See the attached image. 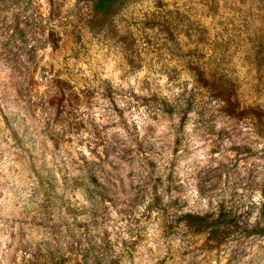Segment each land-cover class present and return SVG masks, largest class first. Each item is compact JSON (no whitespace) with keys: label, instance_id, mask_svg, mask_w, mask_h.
I'll use <instances>...</instances> for the list:
<instances>
[{"label":"clouds","instance_id":"9594fccd","mask_svg":"<svg viewBox=\"0 0 264 264\" xmlns=\"http://www.w3.org/2000/svg\"><path fill=\"white\" fill-rule=\"evenodd\" d=\"M136 7L103 32L84 0H32L23 37L0 24V264H55L72 244L84 264H264V124L223 115L204 87L216 57L187 54L188 0ZM215 19L233 51L264 40V0H223ZM112 27L139 49L105 39ZM101 141L106 157L85 156ZM46 208L55 236L32 227Z\"/></svg>","mask_w":264,"mask_h":264},{"label":"rangeland","instance_id":"374dc122","mask_svg":"<svg viewBox=\"0 0 264 264\" xmlns=\"http://www.w3.org/2000/svg\"><path fill=\"white\" fill-rule=\"evenodd\" d=\"M18 1L14 4L8 0H0V24L11 19L12 24L9 27H14L20 36L23 37L25 33L20 29V23L23 22V17L28 12L32 0ZM146 2L147 0H112L104 11H96L92 0H84V3L90 7L92 13L89 23L97 32L104 31L105 25L110 23L111 17L117 10H123L127 6L136 11V6ZM188 2L193 5V11L197 12L198 20L183 14H178V17H182V22L183 20H191L189 29H195V32L199 33V35L196 41H192L193 33L191 31L183 33V37L188 40L189 44L193 45L189 48L187 54L192 55L195 53L201 58L209 59L213 55L216 57L213 60L215 67L205 69L206 74L202 77L204 87H211L214 95L224 100L223 115H235L241 121L253 117L258 123L264 124V105L257 102L259 99V86L264 84V40H257L255 43L250 42L251 47L249 49L237 48L233 51V46L225 42L217 31L219 22L215 18L219 15L223 0H188ZM159 6L162 7L163 4L161 3ZM198 6H203L205 11L198 12ZM18 12L22 13L16 18ZM145 28L148 30L159 28L161 34L166 36L170 44L179 43L172 25L167 20L146 19ZM117 35L115 28L112 27L105 35V39H115V45H120L126 50L134 47L139 49L137 40L131 34L120 36L116 39ZM61 39L62 37H58L56 34L49 38L53 51L59 49V41ZM143 44L151 48L153 46L152 37L144 38ZM128 63L133 64L134 61L129 59ZM114 67L115 65L112 62L107 64L108 71H111ZM213 73L215 74L214 78ZM237 73L239 74L237 75ZM115 76L116 83L113 85V89L121 83L119 71L115 73ZM253 97L256 98L254 99ZM101 99H104V97H101ZM69 139H66L65 143H68ZM108 148H111V145L106 147L104 142L101 141L96 149L91 153L86 152L85 156L99 155L100 157H106ZM248 151L252 153V155L248 156V160H252L256 154L252 149H248ZM238 162L242 164L246 161L245 159H240ZM53 219L54 216L51 209L46 208L42 211L40 218L32 222V227L37 234L45 232L55 236L59 231V225L52 223ZM69 219H71V215H69ZM78 248V244H72L68 248L67 254L60 256L55 264H84L85 257L79 253ZM210 251L215 252L216 249L212 248ZM183 255H187V253Z\"/></svg>","mask_w":264,"mask_h":264},{"label":"trees","instance_id":"16d2710c","mask_svg":"<svg viewBox=\"0 0 264 264\" xmlns=\"http://www.w3.org/2000/svg\"><path fill=\"white\" fill-rule=\"evenodd\" d=\"M8 1L14 4L19 2L18 0H8ZM92 1H93L96 11H99V10L104 11L112 0H92ZM21 13L22 12H18L16 18L19 17ZM54 35L55 34L53 32H50L49 38L53 37Z\"/></svg>","mask_w":264,"mask_h":264}]
</instances>
